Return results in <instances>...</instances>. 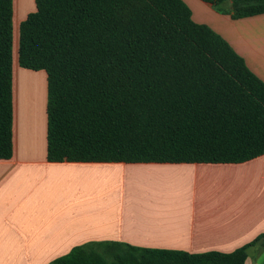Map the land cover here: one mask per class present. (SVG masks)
Segmentation results:
<instances>
[{
    "label": "trees",
    "instance_id": "obj_1",
    "mask_svg": "<svg viewBox=\"0 0 264 264\" xmlns=\"http://www.w3.org/2000/svg\"><path fill=\"white\" fill-rule=\"evenodd\" d=\"M18 62L48 80L49 162L240 164L264 155V82L183 0H35ZM234 20L264 0H202ZM13 0H0V160L14 154ZM95 242L51 264H244Z\"/></svg>",
    "mask_w": 264,
    "mask_h": 264
},
{
    "label": "crops",
    "instance_id": "obj_2",
    "mask_svg": "<svg viewBox=\"0 0 264 264\" xmlns=\"http://www.w3.org/2000/svg\"><path fill=\"white\" fill-rule=\"evenodd\" d=\"M264 82V14L183 0ZM14 154L0 160V264H51L88 243L231 253L264 234V155L240 164L48 161V80L18 62L35 0H13ZM244 264H264V243Z\"/></svg>",
    "mask_w": 264,
    "mask_h": 264
}]
</instances>
